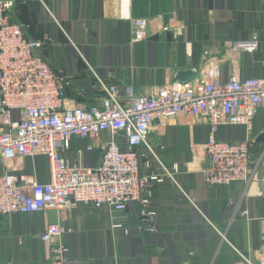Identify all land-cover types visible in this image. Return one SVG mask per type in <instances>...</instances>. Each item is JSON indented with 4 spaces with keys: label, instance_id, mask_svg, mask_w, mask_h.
Returning a JSON list of instances; mask_svg holds the SVG:
<instances>
[{
    "label": "crops",
    "instance_id": "0c3cea01",
    "mask_svg": "<svg viewBox=\"0 0 264 264\" xmlns=\"http://www.w3.org/2000/svg\"><path fill=\"white\" fill-rule=\"evenodd\" d=\"M171 15L175 21L169 31L131 41V18H156L154 28L157 17L165 22ZM9 16L26 26L29 38L44 40L43 57L71 80L69 102L94 103L102 95L87 67L120 94L126 87L142 94L179 83L177 71L196 73L207 59L220 65L222 81L263 72L264 0H15ZM243 42L254 44L253 50L232 48V43ZM254 133H264L261 112L254 118ZM210 134L206 123L191 116L154 123L149 145L166 167L178 168L175 181L165 178L154 188V231L139 227L137 203L120 213L79 204L62 212L0 216V264H51L39 234L54 222L66 228L56 239L67 248L66 264H233L239 254L251 260L263 257L264 143L251 156L247 183L208 187L202 174L205 162L199 160L196 147ZM213 136L230 141L241 139L243 132L221 127ZM91 142L73 138L65 157L93 166L100 151L85 152ZM77 151L83 162H73ZM146 160L156 163L151 156ZM9 165L19 166L39 183L49 179L44 156ZM6 169L0 163V174ZM149 172L143 167L142 173ZM114 223L122 227L114 228Z\"/></svg>",
    "mask_w": 264,
    "mask_h": 264
},
{
    "label": "built area",
    "instance_id": "2783aa9c",
    "mask_svg": "<svg viewBox=\"0 0 264 264\" xmlns=\"http://www.w3.org/2000/svg\"><path fill=\"white\" fill-rule=\"evenodd\" d=\"M14 6L15 0H0V163L7 168L0 174V216L62 212L79 204L105 206L120 213L128 204L137 203L139 227L154 231V188L165 178L175 181L178 168L161 162L148 135L157 120L179 116L201 119L210 127V136L196 147V155L205 162L202 174L206 186L250 180L251 152L257 138L254 118L261 112L264 120V62L260 76L222 81L220 65L207 59L191 80L142 94H135L131 87L120 94L114 84H106L87 67L102 95L94 103L69 102V76L56 72L43 57V39L29 38L24 24L10 20ZM153 20L156 18H131V41L147 40L155 31L167 32L175 21L173 15L165 22L157 17L154 29ZM237 47L251 51L254 44L232 43V48ZM221 127L241 128L243 137L218 140L213 135ZM73 138L92 141L85 152L100 151L93 166L71 163L65 157ZM38 156L48 162L46 183L9 165ZM81 156L77 151L73 162H83ZM148 156L156 163L144 161ZM143 167L150 172L142 173ZM112 227L122 225L114 223ZM123 228L128 233V228ZM65 231L63 223L54 222L39 234L51 264H66L67 248L56 241ZM233 264H264V256L251 260L239 254Z\"/></svg>",
    "mask_w": 264,
    "mask_h": 264
},
{
    "label": "water",
    "instance_id": "95a60500",
    "mask_svg": "<svg viewBox=\"0 0 264 264\" xmlns=\"http://www.w3.org/2000/svg\"><path fill=\"white\" fill-rule=\"evenodd\" d=\"M194 75H195L194 70H191V69L180 70L176 72L175 78L178 81L184 83V82L191 80L194 77ZM255 143H256V147L252 150L251 156L256 155L259 152L260 146L264 143V133L259 134L257 136V138L255 139Z\"/></svg>",
    "mask_w": 264,
    "mask_h": 264
}]
</instances>
